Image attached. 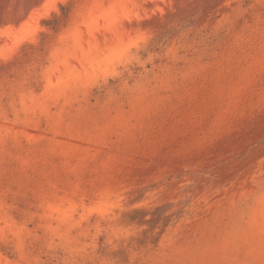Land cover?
Instances as JSON below:
<instances>
[{"label":"rangeland","instance_id":"obj_1","mask_svg":"<svg viewBox=\"0 0 264 264\" xmlns=\"http://www.w3.org/2000/svg\"><path fill=\"white\" fill-rule=\"evenodd\" d=\"M0 264H264V0H0Z\"/></svg>","mask_w":264,"mask_h":264}]
</instances>
